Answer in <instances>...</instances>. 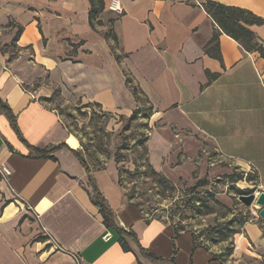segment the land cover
<instances>
[{
	"label": "crops",
	"instance_id": "0c3cea01",
	"mask_svg": "<svg viewBox=\"0 0 264 264\" xmlns=\"http://www.w3.org/2000/svg\"><path fill=\"white\" fill-rule=\"evenodd\" d=\"M101 1L90 27L88 0H0V99L24 141L0 114V166L11 171L0 176V264H222L192 231L142 215L113 165L86 172L57 106L130 117L141 101L128 78L151 108L146 144L154 172L171 185L196 186L236 169L253 175L256 195L264 192V58L221 32L204 0H118L121 15ZM212 1L264 20V0ZM249 30L264 49V26ZM214 32L219 58L211 55ZM28 145L65 147L51 159ZM209 155L223 167L208 169ZM92 184L123 234L104 226L90 201ZM243 208L250 217L233 237V264L264 257L259 209Z\"/></svg>",
	"mask_w": 264,
	"mask_h": 264
},
{
	"label": "rangeland",
	"instance_id": "374dc122",
	"mask_svg": "<svg viewBox=\"0 0 264 264\" xmlns=\"http://www.w3.org/2000/svg\"><path fill=\"white\" fill-rule=\"evenodd\" d=\"M140 107L139 116L131 120L105 114L92 105L57 106L62 125L75 140L82 159L94 168L113 165L126 200L142 215L192 231L196 241L210 248L222 264H233V237L250 217L235 190L254 193L253 175L233 169L232 180L227 174L213 175L205 180L207 186L195 192H191L194 183L165 185L148 168L146 142L152 129L148 105L143 102ZM203 155L199 153L197 161L204 160ZM207 162L208 169L212 163L223 167L213 155ZM237 264H264V257L244 256Z\"/></svg>",
	"mask_w": 264,
	"mask_h": 264
},
{
	"label": "trees",
	"instance_id": "16d2710c",
	"mask_svg": "<svg viewBox=\"0 0 264 264\" xmlns=\"http://www.w3.org/2000/svg\"><path fill=\"white\" fill-rule=\"evenodd\" d=\"M88 3H90V11L88 13L89 25L90 27H93L96 16L99 13H101L103 10V2L101 0H88ZM202 8L204 12L210 16V18L212 19L216 27H218L221 32L225 33L232 40L236 42L238 41L247 52H250L251 50L257 51L261 55V57L264 58L263 47L256 42L254 33L249 30V27L251 26H264V20L256 16L253 12H248L239 7L235 8V7L225 6L223 4L216 3L212 0H204L202 4ZM108 34L109 32L107 33V36ZM113 38L115 40L114 36ZM217 40H218V33L214 32L210 42L214 43L215 49L211 55L219 58L220 56H218V41ZM126 83L129 85L128 87H130L135 101H137L138 103L141 101V104H142L144 101H142L141 96L139 95L140 92L138 91V89L130 85L131 80L128 78L126 79ZM147 111L149 113L148 117L150 118L151 108L149 107ZM140 112H141V107L133 111L129 118L131 120L137 118ZM0 114L4 115L6 119H8L9 124L11 128L13 129L14 133H16L17 136L20 138V140L24 142L18 130L17 119L12 113L9 105H7L1 99H0ZM28 147L33 151L36 157H39V158L44 157V158L53 159L51 156L53 152L56 149L63 148L65 146L59 145L58 147H55L54 149L49 150V151H46V150L40 151L38 148L29 146V145ZM71 152L76 157V159L79 161L82 168L85 169L86 172H89L90 165L86 160L82 159L79 151L71 149ZM148 168L153 173V175L161 178V180L165 183V185L169 184V182L160 173L154 172L152 170L149 163H148ZM229 178L232 180L233 176H229ZM205 186H207V182L204 180H201L196 183V186H194L191 189V192H195L197 189H199V187H205ZM91 188H92V193L89 196L90 201L94 204L98 213L103 217L104 226L107 229L117 232L118 234H123L122 231L119 230L115 226L114 218L111 214V211L106 207L104 199L101 197L100 193L97 191V188H95L93 184L91 185ZM249 193H252V191H249V190L241 191L238 189L235 190V194L238 196L242 194H249ZM231 233L234 234L235 232H231ZM194 240H196L195 236H194ZM124 249H127V248H124Z\"/></svg>",
	"mask_w": 264,
	"mask_h": 264
},
{
	"label": "built area",
	"instance_id": "2783aa9c",
	"mask_svg": "<svg viewBox=\"0 0 264 264\" xmlns=\"http://www.w3.org/2000/svg\"><path fill=\"white\" fill-rule=\"evenodd\" d=\"M109 5H108V10L116 15H121L123 12V8L121 7V4L118 0H109ZM11 175V171L8 167L6 166H0V176L3 178H9V176ZM258 194H256L255 196H257ZM111 237L110 233L107 232L103 235V239L105 241L109 240ZM48 240L50 241V243L52 244L53 247H55L56 251L61 250L63 251L62 246H59V244L57 245L55 243V241L52 239L51 236H48ZM74 259L77 260V257L74 256ZM78 261V260H77Z\"/></svg>",
	"mask_w": 264,
	"mask_h": 264
},
{
	"label": "water",
	"instance_id": "95a60500",
	"mask_svg": "<svg viewBox=\"0 0 264 264\" xmlns=\"http://www.w3.org/2000/svg\"><path fill=\"white\" fill-rule=\"evenodd\" d=\"M238 201L245 207H250L255 204L258 207V216L264 221V192L259 193L257 196L255 194H242L237 196Z\"/></svg>",
	"mask_w": 264,
	"mask_h": 264
},
{
	"label": "bare ground",
	"instance_id": "6f19581e",
	"mask_svg": "<svg viewBox=\"0 0 264 264\" xmlns=\"http://www.w3.org/2000/svg\"><path fill=\"white\" fill-rule=\"evenodd\" d=\"M256 207V206H255Z\"/></svg>",
	"mask_w": 264,
	"mask_h": 264
}]
</instances>
